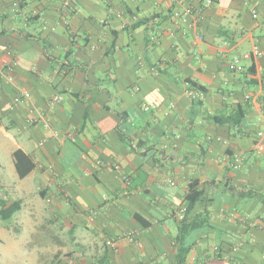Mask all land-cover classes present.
Returning a JSON list of instances; mask_svg holds the SVG:
<instances>
[{
	"label": "crops",
	"instance_id": "0c3cea01",
	"mask_svg": "<svg viewBox=\"0 0 264 264\" xmlns=\"http://www.w3.org/2000/svg\"><path fill=\"white\" fill-rule=\"evenodd\" d=\"M64 2L0 0V264H264V0Z\"/></svg>",
	"mask_w": 264,
	"mask_h": 264
},
{
	"label": "trees",
	"instance_id": "16d2710c",
	"mask_svg": "<svg viewBox=\"0 0 264 264\" xmlns=\"http://www.w3.org/2000/svg\"><path fill=\"white\" fill-rule=\"evenodd\" d=\"M115 45H113V48ZM193 86L196 85L193 83ZM204 90V89H203ZM202 90V91H203ZM242 114L241 111L237 112V115L235 118H229L225 121H222V119L215 117L214 120L217 123L224 124V123H235L236 126H238L242 122ZM15 157V163L16 168L19 174V177L21 179H24L27 177L34 169L35 164L32 162L30 157L26 155L22 150H17L14 153ZM200 184L199 181H193L190 183L188 188V194L186 195V202H188V206L185 211V215L189 214L193 211V209L196 207V205L201 201L204 191L200 190L199 188ZM255 191L248 188H245L244 191L238 192V195L240 197H247L250 195H255ZM21 210V202H15L9 206L5 202H3V208L0 210V219L6 221L10 220L12 216ZM205 219H203L201 216L194 220L190 226L188 225V220L184 218L183 224L185 225L183 228V231L190 230H200L202 225L204 224ZM192 249V246H187L184 243H182V246L178 252V264H184L186 262L187 256L189 255L190 251Z\"/></svg>",
	"mask_w": 264,
	"mask_h": 264
},
{
	"label": "built area",
	"instance_id": "2783aa9c",
	"mask_svg": "<svg viewBox=\"0 0 264 264\" xmlns=\"http://www.w3.org/2000/svg\"><path fill=\"white\" fill-rule=\"evenodd\" d=\"M173 2H175L176 4H180L181 2H183V0H173ZM215 3H216V0H204V7L209 8L213 6ZM73 5H74V0H65L64 6H63L64 11L68 12L72 8ZM194 12L195 11L191 7H187L183 11L176 9L173 12V20L178 24L179 23L187 24L189 22V18L195 14ZM255 54H259L258 49L255 50ZM188 92L190 96L194 98H201L203 95L200 92H196V91H188ZM29 98H30L29 93H23L21 97H17L15 99V103L16 104L22 103L25 99H29ZM60 103H61V98L59 97L53 98L52 101L50 102L52 106L58 105ZM229 167L230 169L235 170V171L241 170L242 160L238 156H234L229 164ZM182 219L183 217H181V220Z\"/></svg>",
	"mask_w": 264,
	"mask_h": 264
},
{
	"label": "rangeland",
	"instance_id": "374dc122",
	"mask_svg": "<svg viewBox=\"0 0 264 264\" xmlns=\"http://www.w3.org/2000/svg\"><path fill=\"white\" fill-rule=\"evenodd\" d=\"M13 135L16 136L15 134H13ZM3 145L4 146L0 148V161H7L8 158H10L8 156L7 151H8V149H9V147H10L11 144L8 145V144H6L4 142ZM0 235L3 236V237H5V238L7 237V239L10 238V236H7V234L5 232L3 233V232L0 231ZM7 251L9 252V245L6 244V247L5 246L2 247V244L0 243V253L5 254ZM1 263L2 264H5V262L3 260L1 261ZM48 264H50V263H48Z\"/></svg>",
	"mask_w": 264,
	"mask_h": 264
}]
</instances>
